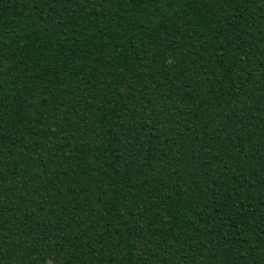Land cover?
<instances>
[{
  "label": "trees",
  "instance_id": "trees-1",
  "mask_svg": "<svg viewBox=\"0 0 264 264\" xmlns=\"http://www.w3.org/2000/svg\"><path fill=\"white\" fill-rule=\"evenodd\" d=\"M0 264H264V0H0Z\"/></svg>",
  "mask_w": 264,
  "mask_h": 264
}]
</instances>
